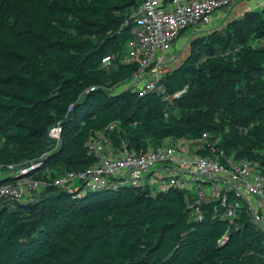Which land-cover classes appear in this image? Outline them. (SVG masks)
I'll return each mask as SVG.
<instances>
[{"label": "trees", "instance_id": "obj_1", "mask_svg": "<svg viewBox=\"0 0 264 264\" xmlns=\"http://www.w3.org/2000/svg\"><path fill=\"white\" fill-rule=\"evenodd\" d=\"M139 2L0 0V164L42 161L38 177L56 178L96 162L88 145L99 134L136 153L207 134L215 151L264 169V6L193 39L162 76L165 91L139 96L117 91L137 65L101 66L126 54ZM191 197L45 187L33 200L0 203V264H264V231L245 210L220 244L224 209L208 204L196 220Z\"/></svg>", "mask_w": 264, "mask_h": 264}, {"label": "built area", "instance_id": "obj_2", "mask_svg": "<svg viewBox=\"0 0 264 264\" xmlns=\"http://www.w3.org/2000/svg\"><path fill=\"white\" fill-rule=\"evenodd\" d=\"M251 1L140 0L138 7L128 15L133 23V39L128 43L126 54L118 59L107 55L101 66L111 71L120 64H135L137 69L123 85L124 89H132L139 96L164 92L159 83L173 66L171 56L178 38L188 30L210 26L219 11L229 12V19L242 17L254 10ZM49 137L59 144L60 127H52ZM215 147L209 136L203 134L198 139L168 138L146 153H136L125 145L115 149L103 134H99L88 145L96 162L82 171H70L51 178L50 171L46 170L38 177L37 170L42 161L0 164V181L13 179L0 184V203L33 200L51 185L66 190L89 191L113 184L115 187L148 186L153 193L175 188L192 196L191 206L196 220L203 219V208L208 204H214L215 213L218 206L224 209L222 217L229 226L219 240L220 244L228 239L229 229L237 227L236 219L243 210L252 223L264 231L263 167L255 161L227 157L223 150L215 151ZM203 150H208L205 155L201 153Z\"/></svg>", "mask_w": 264, "mask_h": 264}, {"label": "rangeland", "instance_id": "obj_3", "mask_svg": "<svg viewBox=\"0 0 264 264\" xmlns=\"http://www.w3.org/2000/svg\"><path fill=\"white\" fill-rule=\"evenodd\" d=\"M262 6H260L261 8ZM258 8V9H260ZM237 17V16H236ZM231 21V19H229ZM228 22H221L220 25H218V22H213L210 26L208 27H200L197 30H188L187 32L183 33L177 40V42L174 45V49L172 52L171 58H173L174 63L173 66L169 67L171 68L177 66L181 62L185 60V58L189 55L191 51V41L195 39L198 36L201 35H206L212 31H220L224 32L225 31V26ZM124 86H119L117 88V91L123 90ZM79 186V185H78Z\"/></svg>", "mask_w": 264, "mask_h": 264}, {"label": "crops", "instance_id": "obj_4", "mask_svg": "<svg viewBox=\"0 0 264 264\" xmlns=\"http://www.w3.org/2000/svg\"><path fill=\"white\" fill-rule=\"evenodd\" d=\"M252 4V7L253 9H258L260 8V6H264V0H252L250 2ZM226 14V17H222ZM239 14V13H238ZM229 12H226V11H219L215 14V16L213 17V20H212V23L213 22H218V25L221 24V22H229V20H226V19H229ZM225 18V19H224ZM233 19H231L232 21Z\"/></svg>", "mask_w": 264, "mask_h": 264}]
</instances>
